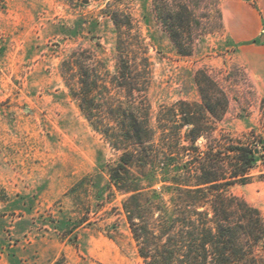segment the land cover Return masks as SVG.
<instances>
[{
    "label": "rangeland",
    "instance_id": "rangeland-1",
    "mask_svg": "<svg viewBox=\"0 0 264 264\" xmlns=\"http://www.w3.org/2000/svg\"><path fill=\"white\" fill-rule=\"evenodd\" d=\"M182 3L191 21L183 31L176 27L181 35L174 39L166 13ZM222 3L0 0V264H143L122 209L125 194L109 187L108 168L119 153L72 97L83 69H68V57L90 56L83 63L102 81L116 74L123 52L145 76L152 123L161 105L196 100L193 75L206 69L230 99L215 133L264 136V98L225 35ZM251 42H264V31ZM107 86L98 83L93 104L104 111L123 100L121 88ZM251 174L230 191L264 215V162ZM162 197L169 204V194Z\"/></svg>",
    "mask_w": 264,
    "mask_h": 264
},
{
    "label": "trees",
    "instance_id": "trees-1",
    "mask_svg": "<svg viewBox=\"0 0 264 264\" xmlns=\"http://www.w3.org/2000/svg\"><path fill=\"white\" fill-rule=\"evenodd\" d=\"M178 8L165 19L174 39L192 16L185 3ZM180 49L190 54L191 48ZM87 59L81 52L63 64L83 69L72 97L92 129L119 153L108 168L109 187L125 194L122 209L143 264H264V215L230 191L249 183L251 170L264 162V136L252 130L242 140L223 130L215 133L229 108L224 86L198 69L193 75L198 98L161 105L152 123L145 76L136 64L120 52L116 74L99 81L83 63ZM143 60L141 71L147 74ZM98 83L121 88L123 100L105 111L93 106ZM199 137L205 138L204 147L197 144Z\"/></svg>",
    "mask_w": 264,
    "mask_h": 264
},
{
    "label": "crops",
    "instance_id": "crops-1",
    "mask_svg": "<svg viewBox=\"0 0 264 264\" xmlns=\"http://www.w3.org/2000/svg\"><path fill=\"white\" fill-rule=\"evenodd\" d=\"M221 10L225 35L231 46L236 45L264 98V42H251L264 31V0H223Z\"/></svg>",
    "mask_w": 264,
    "mask_h": 264
}]
</instances>
